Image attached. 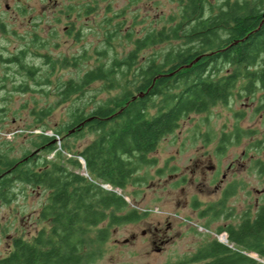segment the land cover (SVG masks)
<instances>
[{
    "label": "trees",
    "instance_id": "1",
    "mask_svg": "<svg viewBox=\"0 0 264 264\" xmlns=\"http://www.w3.org/2000/svg\"><path fill=\"white\" fill-rule=\"evenodd\" d=\"M169 23L134 40V48L122 60L114 57L109 65H97L56 88L61 103L98 82L105 90H122L121 94L93 110L86 106L72 110L62 132L48 136L44 129L28 140L31 148H21L20 155L5 142L0 151V203L16 200L27 187L48 196L38 215L43 227L31 240L14 239L0 264L94 263L103 255L112 228L143 216L115 190L124 192L140 182L135 176L155 164L149 155L161 140L189 115L228 104L240 84L249 94L264 91V0H185ZM172 41L178 45L139 63L143 51ZM46 59L47 85L57 65L77 67L79 62L76 57L60 63ZM18 64L25 74H33L32 66ZM53 109L37 113L44 118ZM87 135L94 139L77 149V140ZM236 136L240 139L241 134ZM217 233L227 234L228 245L214 239L189 262L264 264V204L254 214L245 213L237 225L219 227Z\"/></svg>",
    "mask_w": 264,
    "mask_h": 264
},
{
    "label": "rangeland",
    "instance_id": "2",
    "mask_svg": "<svg viewBox=\"0 0 264 264\" xmlns=\"http://www.w3.org/2000/svg\"><path fill=\"white\" fill-rule=\"evenodd\" d=\"M70 1L59 0L43 18L3 19L7 31L0 30V151L5 142H10L16 155H20L21 148H31L28 140L44 129L48 136L62 132L72 110L83 106L87 111L93 110L121 94L122 90H105L98 82L82 95H74L61 103L56 88L59 82L78 79L97 65H109L114 57L122 60L134 48V40L149 31L169 27L170 17L178 16L185 0H92L90 13L82 8L89 0H76V12L62 13ZM65 27L74 28L73 36L66 34ZM171 45L178 43H162L143 51L139 63L165 53ZM101 51L106 54L101 55ZM22 52L25 53L22 63L32 66L33 76L25 74L18 63L6 62L21 56ZM74 57L79 60L77 67L57 65L47 85L46 74L50 72L46 58L60 63ZM22 85L27 89H20ZM49 107L54 108L52 113L40 118L37 112ZM237 132L241 134L240 139ZM56 138L60 144L59 136ZM93 139V135L78 139L76 148L82 149ZM222 154L224 156H220ZM149 158L155 164L143 167L136 174L140 182L130 184L124 192L116 190L132 208L143 214L142 220L112 228L109 240L102 247L103 255L92 264L189 262L206 243L214 239L222 241L224 233H217L219 227L237 225L245 213L254 214L264 204V173H261L264 168V91L249 94L240 84L228 104L219 103L206 113H193L182 120L179 128L162 139ZM204 163L220 166L223 172L232 164L233 169L223 184L233 183L235 187V195L227 203L233 214L227 220H215V215L209 212L208 217L200 219L201 213L220 198L218 184L211 183V172ZM47 196L43 190L27 187L16 200L0 203V257L11 252L14 239L31 240L43 227L38 215ZM166 220L177 222L175 232L180 235L167 252L153 253L143 232ZM133 234L137 236L134 243H123Z\"/></svg>",
    "mask_w": 264,
    "mask_h": 264
},
{
    "label": "flooded vegetation",
    "instance_id": "3",
    "mask_svg": "<svg viewBox=\"0 0 264 264\" xmlns=\"http://www.w3.org/2000/svg\"><path fill=\"white\" fill-rule=\"evenodd\" d=\"M76 0H71L69 4H67L62 10V13L73 14V12L77 11V4L74 3ZM59 0H0V30L7 31L6 25L4 24V18L9 17H21V16H36L44 17L48 10L52 9V6L55 4L57 5ZM92 0L82 5V8L85 9V13H90L92 11ZM67 8V9H66ZM66 34L73 36L74 28H67ZM25 53L22 52L21 56H16L17 59L16 63H22L23 55ZM224 156V154L220 155ZM198 164V163H197ZM203 164V163H201ZM204 167H206L210 174L212 175L210 178L211 183L218 184L217 191H220V198L217 200L215 205L210 206L208 209L204 210L205 212L208 211L209 213H218L219 218L224 220L229 219L232 217L233 210L228 208V200L235 195V187L233 183H227L223 186L225 182L228 180L229 172L233 169L232 164L230 163L227 166V172H223V169L220 166H206L204 163ZM186 181L187 179H183ZM201 216L200 219L208 217ZM142 219L140 218L139 221ZM188 222V220L184 221ZM177 222L175 220H166L165 222L152 226H149L147 231L143 232V238L149 242L151 246V250L153 253L161 254L166 251L169 247L174 245V241L178 239L180 232H175ZM181 224V222L179 223ZM225 226H228L225 225ZM191 229V227H189ZM208 231V230H207ZM137 240L136 234L130 236V238H126L123 240V243L129 244V242L134 243ZM201 249V248H200ZM199 249V250H200ZM197 250L194 255L197 254L199 251ZM167 252V251H166ZM193 255V256H194ZM192 256V257H193ZM183 264L192 263V262H182ZM197 263V262H195ZM167 264H173L171 260L167 261Z\"/></svg>",
    "mask_w": 264,
    "mask_h": 264
},
{
    "label": "water",
    "instance_id": "4",
    "mask_svg": "<svg viewBox=\"0 0 264 264\" xmlns=\"http://www.w3.org/2000/svg\"><path fill=\"white\" fill-rule=\"evenodd\" d=\"M82 163L84 164V161H82ZM115 192L119 193V192L116 191V190H115ZM119 194H121V193H119ZM222 235H224V236L226 237V243L222 242L221 240H219V241L222 242V243H224V244H226V245H228V236H227V234L224 233V234H222Z\"/></svg>",
    "mask_w": 264,
    "mask_h": 264
},
{
    "label": "bare ground",
    "instance_id": "5",
    "mask_svg": "<svg viewBox=\"0 0 264 264\" xmlns=\"http://www.w3.org/2000/svg\"><path fill=\"white\" fill-rule=\"evenodd\" d=\"M221 239H222V241H223L224 243H226V237H225V236H222Z\"/></svg>",
    "mask_w": 264,
    "mask_h": 264
}]
</instances>
